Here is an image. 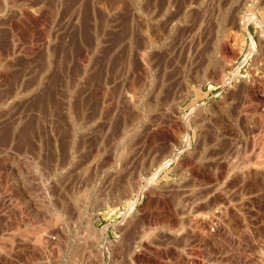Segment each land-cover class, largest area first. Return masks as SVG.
I'll list each match as a JSON object with an SVG mask.
<instances>
[{
  "label": "rangeland",
  "instance_id": "374dc122",
  "mask_svg": "<svg viewBox=\"0 0 264 264\" xmlns=\"http://www.w3.org/2000/svg\"><path fill=\"white\" fill-rule=\"evenodd\" d=\"M251 16L264 0H0V264H264Z\"/></svg>",
  "mask_w": 264,
  "mask_h": 264
},
{
  "label": "bare ground",
  "instance_id": "6f19581e",
  "mask_svg": "<svg viewBox=\"0 0 264 264\" xmlns=\"http://www.w3.org/2000/svg\"><path fill=\"white\" fill-rule=\"evenodd\" d=\"M245 22L246 23H248V22H252V23H254L255 25H256V27H259V28H257L259 31V33H262V35H264V32H262L261 30H260V25H259V22H257V20H256V18L254 17V16H251L250 18H248L247 20H245ZM241 23V24H238V26L240 27V30L243 32H246V23ZM251 45H252V43H251ZM129 64V63H128ZM220 73V72H219ZM224 73V68H223V71H222V73L221 74H223ZM220 79H223V76L221 75V77H220ZM256 82V81H255ZM254 81H251V80H249V79H246V78H242V77H238L237 79H236V81H235V84H236V88H238V87H243V88H247V89H249V91L251 90V97H253L254 99L255 98H257L258 97V95L262 98L261 100L259 99V103L262 105H264V92L263 91H259L258 89H259V84H260V82H259V84L258 85H255L254 83H255ZM237 85H240V86H237ZM263 87V86H262ZM258 88V89H257ZM261 88V87H260ZM263 90V89H262ZM250 97V98H251ZM258 100V99H257ZM168 101V100H167ZM263 107V106H262ZM264 111V110H263ZM162 126V125H161ZM156 128H158V126L156 127ZM154 129V128H153ZM158 131H161V132H163V134H168L169 133V131H167V130H164V129H162V128H159V130ZM153 133H155L154 132V130H149L148 132H147V134H146V136H145V140L147 141L148 140V138L153 134ZM162 134V133H161ZM151 138V137H150ZM178 141V140H177ZM263 154V153H262ZM260 155V154H259ZM263 157V156H262ZM261 158V157H260ZM264 159H262V161H263ZM261 161V162H262ZM261 165V164H260ZM264 165V164H263ZM252 174H248V175H252V178H254L255 180H258V181H261L262 183L264 182V175L262 174V173H260V172H256V171H253V172H251ZM260 182V183H261ZM261 183V184H262ZM196 223V222H195Z\"/></svg>",
  "mask_w": 264,
  "mask_h": 264
}]
</instances>
